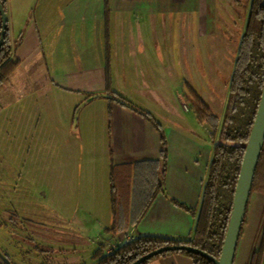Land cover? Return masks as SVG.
<instances>
[{"label":"crops","instance_id":"crops-1","mask_svg":"<svg viewBox=\"0 0 264 264\" xmlns=\"http://www.w3.org/2000/svg\"><path fill=\"white\" fill-rule=\"evenodd\" d=\"M106 1L109 8L107 26ZM6 2L9 38L12 44L18 42L12 57L18 59L20 65L7 82L0 84V141H5L7 150L17 152V155L22 152L62 159L65 150L70 152L69 156H74V163L79 160L74 166L77 170L74 169V180L79 182L78 186H74L76 242L92 246V254L99 246H104L107 254L138 237L178 241L191 238L196 218L170 199L198 210L213 157L214 141H207L206 134L199 132L200 126L196 132L186 129L187 120H176L172 108L165 102L160 105L159 115L151 111V107L136 105L148 112L165 132L168 149L167 196L158 194L137 225L130 224L126 230L114 235L106 233L105 229L112 225V162L116 165H135L155 161L159 159L161 143L154 125L140 114L118 103L110 104L105 98H87L105 91L107 44L111 79H116L112 81V86L117 83L120 96L126 99L128 94L146 95L154 99L153 95H160L155 81L161 79L163 88L168 89L165 80L168 82L174 76V52L179 41L175 40L171 22L169 30L166 29L168 20L171 21L175 15L185 16L184 20L198 31L199 39L220 31L215 42L219 39L220 44L226 47L223 41L232 42V38L226 33L227 37H224L222 33L228 30V26L236 25L234 19H227L228 13L225 16L219 13L218 0ZM248 11L249 8L244 14V26ZM144 21L148 23L139 24ZM236 46L238 48V42ZM204 50L207 56H211L206 46ZM198 73L193 79H201V73ZM203 75L205 78L206 73ZM192 84L197 89L199 81ZM79 105L78 129L74 132L72 117ZM93 115L100 118L95 121V135L90 130ZM48 142L57 143L59 149L45 151ZM72 143L74 147H71ZM7 168L9 172L15 169L9 165ZM45 168H42L44 174ZM133 176L131 205L136 204L137 197L135 172ZM99 197H102L103 206L96 202ZM263 207L264 195L253 193L234 264H247L255 246ZM79 211L84 214H79ZM97 216L103 217V221ZM7 254L13 264H28L26 256H29L30 250L15 251L10 248ZM148 264L194 262L186 255L172 253L154 257Z\"/></svg>","mask_w":264,"mask_h":264},{"label":"trees","instance_id":"trees-1","mask_svg":"<svg viewBox=\"0 0 264 264\" xmlns=\"http://www.w3.org/2000/svg\"><path fill=\"white\" fill-rule=\"evenodd\" d=\"M6 3V0H0L4 9H6ZM108 15L109 8L106 1V26ZM17 43H11L7 26L0 50V84L7 82L20 65V61L12 57ZM109 67L110 52L107 44L105 91L91 94L87 99L105 98L110 104L115 102L140 114L154 125L161 143L160 156L155 161H143L135 165H116L112 162L110 171L112 225L109 229H105V232L114 235L118 231L126 230L130 224L137 225L158 194L167 196L165 175L168 149L166 135L160 124L148 112L124 99L111 88ZM263 84L264 1L251 0L246 25L240 37L233 72L229 80L228 97L222 117L215 114L198 94L191 87L189 88L193 96V101L188 99L190 107L197 120L210 127V134L215 143L198 210L170 199L173 204L196 218L191 238L187 241H178L160 237H138L107 254L104 252L105 247L99 246L91 256L92 264H131L152 250L174 244H187L215 258L220 257L232 212L235 188L260 103ZM79 107L80 105L73 113V122L77 119ZM134 172L137 197L135 198L136 204L131 205ZM256 192L264 195V145L255 172L250 198ZM254 245L247 264H262L264 259V207ZM172 253L186 255L192 258L194 264H214L208 258L186 250L165 252L155 257ZM152 259L143 264H148ZM0 264H13L11 257L3 253L1 248Z\"/></svg>","mask_w":264,"mask_h":264},{"label":"rangeland","instance_id":"rangeland-1","mask_svg":"<svg viewBox=\"0 0 264 264\" xmlns=\"http://www.w3.org/2000/svg\"><path fill=\"white\" fill-rule=\"evenodd\" d=\"M250 2L251 0H218L219 13H222V16L228 13L227 19H234L236 24L232 27L228 26V30L222 33L224 37L229 34L232 38V42L223 41L226 47L220 44L219 39L215 42V39L220 36V31L199 39L198 31L184 20L185 16L175 15L171 21L169 19L166 29L169 30L171 22L175 40H178L179 44L174 52V76L169 78L168 82L165 80V86H168V89L164 87L165 91L162 80L158 79L155 82L160 95H153L154 99L146 95L128 94L126 100L139 107H151V111L156 115L161 113L160 105L165 102L166 106L172 108L174 113L172 115L176 120H187L186 129H194L193 132H196V128L200 126L199 132L206 134L207 141L210 142L212 140L210 127L206 123H200L190 107L188 99L193 101V96L189 84L207 106L221 118L228 97L229 80L237 51L236 44L237 42L239 44L245 28L244 14ZM147 23L144 21L139 24ZM204 46L211 56H207ZM203 60L206 61L203 62ZM198 72L201 73V79H193L196 74H199ZM204 72L205 78H203ZM114 80L111 79V88L120 95L117 83L115 82L112 86ZM194 81L197 84L199 81L197 89L193 88ZM164 92L166 94H162ZM97 99L99 100V98L95 100ZM78 117L77 113V119L71 126L74 132L78 129ZM156 117L164 123L162 118ZM166 118L170 119L167 116ZM99 119L98 115H93L91 119L93 123L90 126L92 132L96 128L95 121L98 122ZM47 131H49L48 128ZM93 134L95 135L94 132ZM71 147H74L73 143ZM54 148L59 149L58 144L48 142L45 151L51 149L53 151ZM68 151L73 150L68 149ZM20 153L21 155H17V152H9L5 141H0V248L2 252L6 254L10 248L15 251L29 249L30 254L26 256L28 264H90L92 246L88 247L76 242L78 236L74 234L78 233L74 227V186L79 184L74 180V166L79 160L74 163V156H69L70 152L65 150L62 159L49 155L44 158ZM8 165L15 168L13 172L8 171ZM99 165L97 162V166ZM42 168H45V174ZM98 199L99 201L96 202L103 206V200L100 201L102 197ZM99 208L102 207L99 206ZM79 214L84 212L79 211ZM97 218L103 221V217L97 216ZM89 225H96V223ZM75 243L78 244L74 246Z\"/></svg>","mask_w":264,"mask_h":264},{"label":"water","instance_id":"water-1","mask_svg":"<svg viewBox=\"0 0 264 264\" xmlns=\"http://www.w3.org/2000/svg\"><path fill=\"white\" fill-rule=\"evenodd\" d=\"M0 50L3 45L7 28V16L4 7L0 4ZM92 99V98H89ZM264 145V84L261 94L260 103L256 112V117L250 132V136L245 148L240 173L238 176L235 193L232 203V212L228 222V227L219 258H215L207 252L192 247L187 244L167 245L148 252L138 258L131 264H143L144 262L154 258L155 256L177 250H186L196 254H200L214 264H234L235 254L243 223L245 221L246 210L250 199L251 189L255 172L258 166L259 158Z\"/></svg>","mask_w":264,"mask_h":264}]
</instances>
